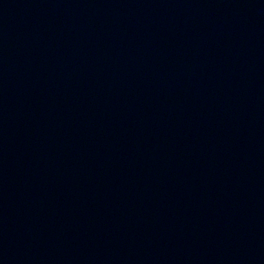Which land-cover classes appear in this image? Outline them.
I'll use <instances>...</instances> for the list:
<instances>
[{
    "label": "water",
    "instance_id": "obj_1",
    "mask_svg": "<svg viewBox=\"0 0 264 264\" xmlns=\"http://www.w3.org/2000/svg\"><path fill=\"white\" fill-rule=\"evenodd\" d=\"M0 264H264V0H0Z\"/></svg>",
    "mask_w": 264,
    "mask_h": 264
}]
</instances>
